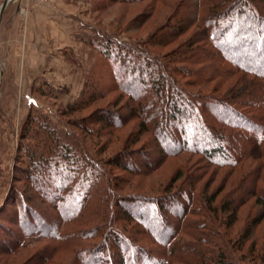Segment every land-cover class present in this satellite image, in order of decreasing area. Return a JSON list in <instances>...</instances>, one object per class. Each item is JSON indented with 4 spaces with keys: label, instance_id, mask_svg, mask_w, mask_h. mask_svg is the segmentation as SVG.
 I'll use <instances>...</instances> for the list:
<instances>
[{
    "label": "rangeland",
    "instance_id": "obj_1",
    "mask_svg": "<svg viewBox=\"0 0 264 264\" xmlns=\"http://www.w3.org/2000/svg\"><path fill=\"white\" fill-rule=\"evenodd\" d=\"M28 1L32 2V0ZM64 1L66 0H62ZM4 3L5 0H0V13ZM23 3H26V0H11L2 17L0 15V206L8 196V185L14 180L16 182L21 176L18 166L24 165L26 158L34 153L36 137L30 134V138L25 139L22 134L25 120L33 112L37 117L39 114L48 116L50 122L48 125L56 129L63 141L66 140L67 143L73 144L76 142L73 139L75 137L80 147L87 151L83 158L88 164H85L84 171L77 173L75 177H81L87 184L90 181L89 184H92V187L98 188L97 195L93 194L85 206L86 210H90V216L95 215L96 218L93 223H88L84 220L86 214L82 215V212H79V215L77 208L72 205L59 202L55 206L56 201L48 203L40 199L35 200L38 209L45 213L44 217L49 224L61 218L59 211L64 208L69 211V217L77 216V214L82 216L81 218L75 216L74 219L71 218L72 223L68 222L53 230L58 231V234L61 233L60 236L64 237L60 241L46 239V237H53L51 232L49 236L48 234L41 235L42 231L26 235L19 253L11 258L0 256V264H37L39 262L42 264H77V253L79 256L85 255L87 247L102 242L99 236L100 231H108V218L104 219L103 213L111 199L105 202L104 195H109L111 198L113 195L137 194L151 198L158 197L162 200V197L168 194L170 197L178 192L177 190L185 184L183 180L186 175L184 174L189 171H198L196 175H201L199 176L201 182L196 190L190 188L184 192L181 208L174 209L173 205L176 204L170 206L172 210L169 211L170 230L177 235L172 243L175 245L174 249L183 256V260L173 264H195L196 260H198L196 264L210 262L206 256L199 255L194 249L200 245L209 253V250L213 249L211 241L219 242L222 239L215 232H219L221 236L226 235L231 249L236 245V248L232 250L234 258L238 259L236 264H264V160H258L256 163L252 160L248 161V154H244L243 158L247 161L242 166L219 168L203 161L201 155L198 154L185 153L178 157L166 158L154 135L157 123L164 117L159 116L161 112L160 94L143 88L138 96V102L130 99L120 90L123 82L115 80L118 77L115 73L120 71L119 68L115 72V67L110 66L107 59L94 51L84 40L86 36L84 34L88 31V36L92 35L98 40L104 36L110 40L128 44L137 51L134 61L143 63L154 64L158 60L165 62L172 59L174 63L171 66L177 71L180 83L187 85L189 80L179 69L195 70L201 67H192L181 61L188 57L186 53L188 47L184 44L188 39L193 38L194 33L196 34L199 29L192 28L179 39L171 38L172 30L177 29L185 20L205 19L211 5L217 11V0H141L132 5L112 4L110 0H67V4L80 9L79 13H74L76 16H69V11L60 10V13L58 8H55V12L65 20L68 18L66 21L72 26L76 24L79 27L78 37L73 39L76 35L73 32L71 38H65L61 42L50 40L51 45L49 46L52 47V51L47 54V61L43 62L44 64L46 62V66L42 72L36 71L37 74L32 80L34 87L31 90L30 84L26 81V70H28L26 67L42 63V61L35 58L39 56L38 50L37 53L32 54V61L26 60L22 63L20 60L23 54L22 33L24 29L18 20H21L20 7ZM90 29L92 30L89 31ZM61 30L64 31V36L69 32V28ZM24 54L27 52L24 51ZM32 67L30 71L33 72ZM21 71L24 74H21ZM211 73L214 74L212 71ZM238 78L237 76L221 83L220 91L224 92L229 89ZM215 85L218 83L206 84L203 90L210 92ZM189 88L193 92L199 90L198 87ZM246 88L247 86L239 84L235 89L236 94L244 93ZM84 93L94 97V104L86 110L66 115L65 111L68 106L83 98ZM143 107L148 109L150 115L148 124L150 129L154 126V133L148 131L140 133V130L144 129L138 115L142 113L141 108ZM109 110L114 113V123H124L122 128L102 129L91 122L89 129L94 131L92 136L86 134L75 124L76 121L85 123L91 114ZM185 128L183 126L177 132L185 135ZM41 136L44 137L42 132L38 137ZM165 136L167 137L168 134L165 133ZM185 139L186 137H183L180 140L183 143ZM41 150L42 147H39L37 151ZM122 155H131L132 160L129 162L131 165L138 164L139 166L151 162L152 169L154 166L158 167L149 175H135L123 172L119 166L108 164L111 161L109 159ZM160 158H165L162 165L157 162ZM88 161L96 165L97 170L90 166ZM131 161L134 163L132 164ZM139 168L143 167L139 166ZM250 168H254L255 177L259 176L258 190L263 200L257 197H246L245 204L239 209L237 220H233V224L228 226L227 223L231 222L228 213H221V217H224L227 223L224 222L225 224L218 228V223L215 224L209 209L220 208L225 200L240 201L241 199L238 200L240 195H229V191L238 184L243 174ZM179 171L183 178L175 182ZM247 182H249L246 185L247 189L253 188L257 183L256 180L250 178H247ZM108 183H112L113 188L105 189L104 186ZM15 185L23 187L22 182L17 181ZM78 186L79 184H75L74 187L78 188ZM206 187H208V198L210 194L215 195L218 192L220 194L213 202L207 198L208 201L200 203L201 199L196 197L202 195L201 191ZM247 193H249L248 190L245 194ZM190 195L194 198L191 203ZM134 197L137 196L134 195ZM86 210L85 212L88 211ZM184 211H187L189 215L185 220H180L175 214L180 213L182 216ZM102 220L106 225L101 224ZM254 221L258 223L255 224ZM120 226L126 231L133 226L135 231H142L134 224L126 225L125 222H120ZM248 229H251L252 236L249 241H246L244 234ZM72 231L79 232L80 240L77 242L69 235ZM91 231H99L98 236L96 234L92 238L93 232ZM197 236L202 242H196L194 238ZM141 242L151 249H158V245L153 243V240ZM43 255L48 257L45 262L39 261Z\"/></svg>",
    "mask_w": 264,
    "mask_h": 264
},
{
    "label": "trees",
    "instance_id": "obj_2",
    "mask_svg": "<svg viewBox=\"0 0 264 264\" xmlns=\"http://www.w3.org/2000/svg\"><path fill=\"white\" fill-rule=\"evenodd\" d=\"M110 1L112 4L123 5L141 2V0ZM216 6L217 11L213 5L209 7L205 19L185 20L177 29L172 30L171 38L179 39L190 29H199L193 35L195 39H188L184 44L188 47L186 49L188 57L181 61L192 67H201L195 70L179 69L182 70L183 76L188 78L187 85L180 83L177 71L171 66L174 63L172 59L165 62L158 60L154 64L143 63L134 61L137 51L128 44L104 36L98 40L90 35L92 37L86 36L84 40L94 51L104 56L110 66L115 67V72L119 68L120 71L115 73L118 76L115 80L123 82L120 90L130 99L138 102V96L143 88L160 94L159 116L164 117L157 123L155 133L154 126L149 128L148 109L141 108L143 110L138 118L141 119V126L144 129H141L140 133L143 131L154 133L166 158L190 153L201 155L203 161L219 168L238 167L247 160L255 163L264 160V0H217ZM211 30L212 34H210ZM154 72L157 74H153ZM237 76L239 78L235 84L224 92L220 91L221 83ZM211 82H216L218 85H215L210 92H205L204 86ZM239 84L247 88L244 93L236 94L235 89ZM191 86L198 87V92H193L189 88ZM88 94L84 93L83 98L70 104L65 114L71 115L90 108L95 99ZM114 118L113 111H100L91 114L85 123L76 121L75 124L86 134L93 136V129H89L91 122L102 129L122 128L124 123H114ZM48 122V116L39 114L37 117L33 112L25 120L22 134L25 139H29L31 134L32 137H36L37 142L34 153L26 158L24 165L18 166L21 176L16 182H22L23 187L15 185V180L10 183L8 196L0 206V256L9 258L16 256L28 234L42 231L40 234H48L47 236L51 232L53 237H46L51 241H60L64 238L60 236L61 233L58 234V231L53 230L68 222L72 223L71 220L76 215L69 217V211L64 208L59 211L62 219H55L49 224L44 217L45 213L38 209L35 200L40 199L48 203L56 201L55 206L59 202L72 205L77 208L78 214L79 212H82V215L86 214L85 222L95 221V215L90 216V210L87 211L85 206L93 194L97 195L98 188L92 187L90 181L87 184L81 177H75L77 173L83 172L84 165L88 164L83 158L87 151L80 147L75 137L73 139L76 142L73 144L63 141L62 136L59 137L56 129L50 127ZM183 126L186 127V134L180 135L177 131ZM41 132L44 137H38ZM165 133L168 134L167 137ZM183 137L186 139L182 143L180 139ZM39 147H42L41 151H37ZM244 154H248L247 160L243 158ZM130 156H116L114 159H109L111 161L108 164L119 166L123 172L135 175H149L158 167L154 166L152 169L150 162L139 165L143 167L140 169L138 164L135 166L129 163L132 160ZM164 161L165 158H160L157 162L162 165ZM88 162L97 170L96 165ZM253 169L250 168L243 174L244 178L241 177L242 180L240 179L235 188L229 191V195H240L238 199H241L240 201L225 200L220 208L209 209L215 224L218 223V228L226 222V219L221 217V213H228L231 220L230 223L226 222L228 226L233 224V220H237L239 209L245 204L246 197L263 200L258 190L259 176L255 177ZM197 172L183 173L186 176L183 180L185 184L180 187L181 190H177L178 192L173 196L168 197V194L162 197V200L158 197L151 198L137 194L113 195L111 198L103 194L105 202L111 199L103 213V218H108V231H100L102 242L87 247L85 255L79 256L77 253V264H173L183 260V256L174 249L175 245L172 243L177 235L170 230L169 211L172 204H176L173 205L176 210L181 208L184 192L190 188L197 189V185L201 182L199 178L201 175L197 176ZM182 178L183 175L179 171L175 182ZM247 178L257 181L251 189L246 188L249 183ZM74 179L75 181H72ZM75 184H79L78 188L74 187ZM104 187L109 189L113 188V185L108 183ZM207 188L201 191L202 195L196 197L201 199L200 203L208 199L213 202L220 194L219 192L215 195L210 194L208 198ZM247 190L249 193L245 194ZM190 196L191 203L194 198ZM78 214L77 216L80 215ZM175 215H178L180 220H185L189 213L184 211L182 216L180 213ZM101 222L106 225L103 220ZM120 222H125L126 225L134 224L142 231H135L134 226L126 231L120 226ZM251 229L244 234V240H250ZM91 232H93L92 238L96 234L98 236L99 231ZM215 234L222 239L219 242L211 241L213 249L209 250V253L200 245L196 246L194 251L206 256L210 261L207 264H236L238 259L232 254L236 245L231 249L226 235L221 236L219 232ZM69 235L76 242L80 240L77 231H72ZM194 239L196 242L201 241L198 236ZM146 240H153V243L158 245V249L154 250L143 245L141 241ZM47 258L43 255L39 261L45 262Z\"/></svg>",
    "mask_w": 264,
    "mask_h": 264
},
{
    "label": "crops",
    "instance_id": "obj_3",
    "mask_svg": "<svg viewBox=\"0 0 264 264\" xmlns=\"http://www.w3.org/2000/svg\"><path fill=\"white\" fill-rule=\"evenodd\" d=\"M55 8H58L59 12L60 10L69 11V16L75 15L74 13L78 14V10H80L77 9L76 6L67 4V0L64 2H62V0H32L31 3L26 0V3H23V5L21 4L20 7L21 11L19 17L21 20H18V22L22 23L24 29L22 33L23 54L21 55L20 60L22 63L26 60L32 61V54L39 51V56H35V58L42 61V63L39 62L26 67L28 69L26 70V81L30 84V90L34 87L32 80L37 74L36 71L42 72L43 68L46 66V62L45 64L43 62L45 60L47 61L48 58L46 56L52 51V47L49 46L51 45L50 40H58V42H61V40L65 38H71L73 32L76 34L73 39H77L79 34V27H77L76 24L73 25V27L71 23L66 21L68 18L65 20L63 17L56 15ZM16 24L17 23H15V25ZM48 28H50V30H48ZM64 28H69V32L66 36H64V31L61 30ZM91 30L92 29L89 31ZM87 32L84 35L88 36L89 32ZM24 51H26L28 55L24 54ZM35 65H37V68ZM31 67L34 69V73L30 71ZM21 74H24V72L21 71Z\"/></svg>",
    "mask_w": 264,
    "mask_h": 264
},
{
    "label": "water",
    "instance_id": "obj_4",
    "mask_svg": "<svg viewBox=\"0 0 264 264\" xmlns=\"http://www.w3.org/2000/svg\"><path fill=\"white\" fill-rule=\"evenodd\" d=\"M10 1H11V0H5V3L3 4L2 8H1V13H0L1 17H2V14H3L4 10L6 9V7L8 6V3H9ZM1 17H0V18H1Z\"/></svg>",
    "mask_w": 264,
    "mask_h": 264
}]
</instances>
